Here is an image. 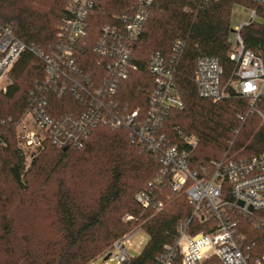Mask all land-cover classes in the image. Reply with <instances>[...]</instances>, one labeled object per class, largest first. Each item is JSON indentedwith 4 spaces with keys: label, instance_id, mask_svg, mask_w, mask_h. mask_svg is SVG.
<instances>
[{
    "label": "trees",
    "instance_id": "16d2710c",
    "mask_svg": "<svg viewBox=\"0 0 264 264\" xmlns=\"http://www.w3.org/2000/svg\"><path fill=\"white\" fill-rule=\"evenodd\" d=\"M68 1L0 0V27L9 28L38 52L52 55ZM130 3L101 0L91 18L87 43L79 49L80 67L87 73L94 72L91 50L102 28ZM236 5L258 9L259 20L244 26L241 34L246 47L264 61V6L248 0H155L134 45L137 70L119 90L122 107L147 109L154 89L149 58L157 52L171 57L180 42L175 78L184 106L169 112L163 130L173 142L185 136L197 139L196 164L226 157L248 159L264 150L259 117L264 113V97L251 109L249 100L235 92L221 101L201 98L195 84V68L202 56L217 58L226 75L233 72L229 53ZM10 76L7 91L0 92V264H89L110 253L117 240L137 231L148 241L138 256L124 264H158L159 258L170 255L171 264H181L178 227L190 217L193 206L165 185L149 187L160 173L158 157L133 143L127 129L101 124L80 148L57 147L47 138L42 148L27 151L18 125L30 109V90L45 76V64L27 50ZM48 99L55 118L77 116L85 109L69 94L58 97L49 91ZM28 157L31 162L26 167ZM140 192L151 194L149 206L137 201ZM28 219L31 231L24 230ZM193 224L192 233L210 231L198 221ZM239 234L246 243H256L255 257L264 255V230L242 218Z\"/></svg>",
    "mask_w": 264,
    "mask_h": 264
},
{
    "label": "built area",
    "instance_id": "2783aa9c",
    "mask_svg": "<svg viewBox=\"0 0 264 264\" xmlns=\"http://www.w3.org/2000/svg\"><path fill=\"white\" fill-rule=\"evenodd\" d=\"M248 1L264 6V0ZM100 2L68 1L52 55L38 52L9 28L0 27V92L7 91L12 82L11 71L25 51H31L45 64V76L30 90V109L18 125L23 147L27 151L42 148L48 138L57 147L80 148L97 125L125 128L142 151L158 157L160 173L149 187L165 185L173 193L183 194L193 206L190 217L178 227L181 264H264V255L253 254L256 243H246L245 236L239 234L242 218L264 230V150L248 159L226 157L196 164L193 153L197 139L185 136L181 137L182 141L173 142L163 130L169 112L184 106L175 78L180 42L175 44L171 57L157 52L149 58L147 69L153 77L154 89L148 95L147 109L140 106L129 111L122 107L119 90L130 73L137 70L134 45L155 0H131L124 13L113 16L112 23L102 28L91 50L95 63L93 74H89L80 67L83 54L79 49L87 43L91 18ZM250 16V21L234 29L229 59L235 68L229 76L217 58L202 56L197 60L194 78L199 97L221 101L235 92L249 100L251 109L264 97L263 58L246 47L241 34L244 26L256 21L258 9H251ZM49 91L58 97L72 95L85 109L77 116L53 117L49 110ZM259 115L264 126V114ZM150 195L140 192L136 199L147 207L151 203ZM195 221L210 231L192 233ZM130 236L117 240L107 259V255L99 257L103 264H124L131 259L125 246ZM171 262L172 255L158 260V264Z\"/></svg>",
    "mask_w": 264,
    "mask_h": 264
},
{
    "label": "rangeland",
    "instance_id": "374dc122",
    "mask_svg": "<svg viewBox=\"0 0 264 264\" xmlns=\"http://www.w3.org/2000/svg\"><path fill=\"white\" fill-rule=\"evenodd\" d=\"M251 9L242 6V5H236L233 8L232 11V27L233 29H235L237 26H239L240 24L250 21L251 20ZM259 20V18L256 19V21ZM235 40V33L233 32L231 34L230 37V41L233 44ZM264 114V113H263ZM260 120H261V125H263V119L262 117L259 115ZM31 160L30 157L27 158L26 161V167L29 166ZM30 221V222H29ZM33 227L35 226V223L32 222ZM20 226V225H18ZM31 219H28L27 222V227H24V230L27 231H31ZM23 229V228H21ZM130 236L129 238V242L125 244L126 248L128 249L129 253L131 254V256H138L140 254V252L142 251L145 243L148 241V236L142 232H132L127 234L126 236ZM94 264H103L102 259L98 258Z\"/></svg>",
    "mask_w": 264,
    "mask_h": 264
},
{
    "label": "water",
    "instance_id": "95a60500",
    "mask_svg": "<svg viewBox=\"0 0 264 264\" xmlns=\"http://www.w3.org/2000/svg\"><path fill=\"white\" fill-rule=\"evenodd\" d=\"M238 205L242 206V205H243V203H242V202H238ZM250 210L252 211V210H253V208H252V207H250ZM107 258H108V255L105 257V259H107Z\"/></svg>",
    "mask_w": 264,
    "mask_h": 264
}]
</instances>
